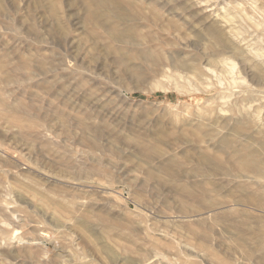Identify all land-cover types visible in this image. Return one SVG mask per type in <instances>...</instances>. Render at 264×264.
<instances>
[{
    "label": "rangeland",
    "instance_id": "1",
    "mask_svg": "<svg viewBox=\"0 0 264 264\" xmlns=\"http://www.w3.org/2000/svg\"><path fill=\"white\" fill-rule=\"evenodd\" d=\"M194 1L250 16L240 35L264 53V0ZM93 2L0 0V264H264V75L225 52L245 73L227 82L203 19L162 0H111L134 34L104 51ZM210 157L223 163L205 171Z\"/></svg>",
    "mask_w": 264,
    "mask_h": 264
},
{
    "label": "bare ground",
    "instance_id": "2",
    "mask_svg": "<svg viewBox=\"0 0 264 264\" xmlns=\"http://www.w3.org/2000/svg\"><path fill=\"white\" fill-rule=\"evenodd\" d=\"M163 1V4L162 6H160V8L164 11L167 12V15L171 16V17H175L176 19L178 20H181L182 23L184 24H187V25H192L193 22L197 21V19L199 20L200 18L203 19V23H202V28L203 30H205V32L207 33V35L212 39L213 43L211 45V49L210 51L206 54V61L207 62H218L219 66H223L222 69L224 67H226V71L228 70V76L225 75V77L229 78L227 79V82L228 80H231L230 82H239L238 80L242 79L243 76L241 75L242 73L245 74L244 72H238L242 77H240L239 74H236V75H239L238 77L234 74H233V71L235 69V63L234 61H230L227 60V58L225 57L224 59V56H223V53L225 52H230V53H238L240 54V56H242V59L240 60H243L242 62L244 63L243 66H244V69L247 68V67H252L254 68L256 71H259L262 73V75H264V53L262 51H260V49H254L253 48V45H249L250 44V40L247 39L245 36H241V32H240V27H241V24L244 22V20L248 21V19H250V16H247V17H238L236 20H234L232 17H228V16H211L210 13L213 12V10L210 12V13H206L205 9H203V7L201 8V2H196L194 0H189V4L187 5V0H183L182 3H174L173 5L169 4V0H162ZM186 3H185V2ZM207 1V0H206ZM115 2V1H114ZM162 3V2H161ZM228 3V2H227ZM227 6V5H226ZM255 6V5H254ZM242 7V6H241ZM249 7V6H248ZM256 7V6H255ZM195 8H201V9H198L200 10V14L197 13V11L195 12L196 15L194 16V14L191 13L192 9H195ZM208 8V7H207ZM86 10V11H85ZM85 18L89 23L93 24L94 26V29L96 28H101L105 31L106 33V36H107V44L105 45H99L100 48L102 50H109V49H114V45L115 44H124L127 42L128 39L132 38L133 34H134V27H133V20L130 18V14L127 13V11H125L124 9H122L121 7L117 6L116 4H114L113 2H111V0H94V2L92 3V5L90 6V9H85ZM224 10V9H223ZM236 10V9H234ZM253 10V9H252ZM84 13V12H83ZM190 14V20L188 21L187 18H186V15ZM222 13V12H221ZM218 14V13H216ZM199 15V16H198ZM82 18V19H83ZM111 18H113V20H111ZM86 20H84V22H87ZM116 22L117 23H120L122 24L121 26L122 27H118L116 26ZM262 22V21H261ZM58 23V22H57ZM80 24V23H79ZM89 25V24H87ZM60 26V25H59ZM84 26V25H83ZM86 26V25H85ZM84 26V27H85ZM90 29H93V28H90ZM258 29V28H257ZM65 30V29H64ZM99 30V29H98ZM66 31V30H65ZM256 32V34H251V37H253L254 41L256 43H262L264 42V39L261 38L260 39V34H263L264 35V32L263 31H257L256 29L253 30ZM252 31V32H253ZM90 33V31L88 32ZM92 34H94V32L91 31ZM196 33V34H195ZM194 34L195 36L197 37L198 36V40L197 42L201 39L200 38V32L197 31V30H194ZM52 36V35H51ZM90 38V37H89ZM250 38V37H249ZM77 39V38H76ZM252 39V40H253ZM249 40V41H248ZM251 40V41H252ZM253 42V41H252ZM254 42V43H255ZM253 43V44H254ZM255 45V44H254ZM252 46V47H250ZM68 47V46H67ZM74 47V46H73ZM66 51V50H64ZM203 51V50H202ZM69 52H72V51H69ZM74 52V51H73ZM222 54V55H221ZM229 54V53H228ZM234 54V56H235ZM69 55V54H68ZM230 55V54H229ZM57 56V55H56ZM212 56H219V58L216 60H214V58ZM220 56H221V59H220ZM223 56V58H222ZM74 57H75V54H74ZM73 56L72 58L75 59ZM212 57V58H211ZM233 57V56H232ZM68 58V57H67ZM70 58V56H69ZM235 58H238V55L235 56ZM241 58V57H240ZM79 60L80 63H83V59H77ZM239 60V58L237 59ZM76 61V60H74ZM238 62H241V61H238ZM71 64V63H70ZM217 64V65H218ZM222 64V65H220ZM84 65V64H83ZM215 65V63H214ZM249 65V66H248ZM219 66H216V69L217 71H219ZM242 66V65H241ZM68 67V66H67ZM219 67V68H217ZM66 68V67H65ZM215 68H213V70H216ZM221 69V70H222ZM225 69V68H224ZM242 69V71L244 70ZM251 69V68H250ZM210 70V73L214 76H216V72H214L212 69H209ZM246 70V69H245ZM249 70V69H248ZM53 71V70H52ZM55 71V70H54ZM253 71V70H252ZM72 72V71H71ZM220 72H224V71H220ZM219 72V75L220 76V73ZM53 73V72H52ZM249 73H252V72H249ZM255 73V71H254ZM261 73L260 74V79H261ZM8 74V73H7ZM60 75V74H59ZM62 75V73H61ZM252 75V74H250ZM256 75V73H255ZM55 76V75H53ZM52 77V76H51ZM56 77V76H55ZM217 77V76H216ZM223 77V76H222ZM221 77V78H222ZM264 77V76H263ZM220 77H217L215 79H218L217 81L220 82L218 84H223L222 83V80L219 79ZM224 78V77H223ZM253 78V77H252ZM53 79V78H52ZM55 79V78H54ZM244 79V78H243ZM246 79V78H245ZM255 79V77L253 78ZM264 79V78H263ZM55 80H58V79H55ZM61 80V78L59 79ZM256 80V79H255ZM258 81H259V75H258ZM68 82V80H67ZM224 82V81H223ZM226 82V80H225ZM224 82V83H225ZM226 82V83H227ZM232 82V83H233ZM250 82V80H249ZM252 82V81H251ZM255 82V81H254ZM65 83V82H64ZM69 83V82H68ZM233 83V84H234ZM59 84V83H58ZM62 83H60L61 85ZM231 84V83H230ZM251 85H253L252 83H250ZM256 84V83H255ZM55 85V84H52V86ZM64 85V84H63ZM62 85V87H63ZM258 85H261L260 83ZM264 85V84H262ZM225 86V84H224ZM250 85H248L249 87ZM61 87V86H60ZM61 87V88H62ZM231 87H232V84H231ZM247 87V86H246ZM247 87V89L243 88L244 90H242L241 88V91L238 92L237 94V99L238 98H241L243 100H249L251 99L253 96V91L251 88L252 86H250L249 88ZM262 87V86H261ZM261 87H258V88H261ZM264 87V86H263ZM56 88V87H55ZM254 88H255V85H254ZM253 88V89H254ZM57 89V88H56ZM56 89L54 91H56ZM226 90L228 89H231L229 87H225ZM256 89V88H255ZM262 89V88H261ZM264 89V88H263ZM262 89V91H263ZM235 91V90H234ZM257 91V90H256ZM264 92V91H263ZM58 93V92H57ZM56 93V94H57ZM52 94V93H51ZM233 94V93H232ZM58 95V94H57ZM54 98H56V95L54 94ZM231 96V95H230ZM58 97V96H57ZM229 95L227 94H224L223 95V98H226L225 101L228 100ZM236 99V100H237ZM57 100V99H56ZM224 101V99H222ZM235 100V101H236ZM263 101V100H261ZM89 103V101H88ZM94 105V104H93ZM97 106V105H96ZM98 107V106H97ZM101 107V106H99ZM211 111V110H210ZM233 109L230 108V112H232ZM216 111L212 112V116L213 117V120H215L216 117L219 116L218 113H215ZM229 114V113H228ZM232 114V113H231ZM230 115V117L232 118V115ZM245 114V113H243ZM222 115V114H221ZM242 115V114H241ZM223 116H226V115H223ZM228 116V115H227ZM226 116V117H227ZM241 117V116H240ZM239 117V118H240ZM243 117V116H242ZM250 117V118H249ZM237 117V120L235 121L234 125L231 126L230 128V133H237V132H240L241 129L243 130L242 126H243V122L244 120H241ZM245 118H249V121L251 120H254L256 118V114H251L250 115H244V117L242 119H245ZM218 119V118H217ZM222 119V118H221ZM223 120V119H222ZM248 119H246L247 121ZM234 122V121H233ZM252 122V121H251ZM250 122V123H251ZM245 123V122H244ZM247 124H249L247 122ZM246 125V124H244ZM99 129V128H97ZM100 130V129H99ZM96 132V130H95ZM100 133V132H98ZM231 145H232V142L230 139H228V137H224L221 139V143H220V146H222L223 148H231ZM254 160V158H253ZM250 161L246 160V161H242V164L245 168H248L250 167L252 164L249 163ZM254 162V161H252ZM223 161L221 158L219 157H210V158H207L204 162V170L205 171H212L213 169H216V168H219L220 165H222ZM249 163V164H248ZM255 165H257V167L261 166V168H259V171H264L262 168H263V165H264V162H260V160H256L254 162ZM263 180V179H262ZM261 185V184H260ZM261 205V204H260ZM263 205V204H262ZM206 207V206H205ZM206 210V209H205ZM260 210V209H259ZM264 211V210H263ZM194 216V215H193ZM197 216V215H196ZM106 247V246H104ZM105 249V248H104ZM107 249V248H106ZM105 249V250H106ZM110 250V249H108Z\"/></svg>",
    "mask_w": 264,
    "mask_h": 264
}]
</instances>
